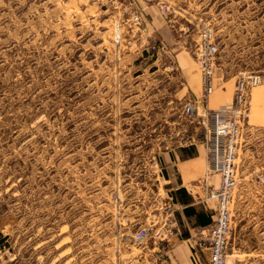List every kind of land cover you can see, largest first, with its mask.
<instances>
[{
	"label": "rangeland",
	"instance_id": "obj_1",
	"mask_svg": "<svg viewBox=\"0 0 264 264\" xmlns=\"http://www.w3.org/2000/svg\"><path fill=\"white\" fill-rule=\"evenodd\" d=\"M149 5L172 45L149 32ZM240 79L225 264H264V0H0V264H158L132 235L165 204L161 153L206 144L207 99L230 103Z\"/></svg>",
	"mask_w": 264,
	"mask_h": 264
},
{
	"label": "built area",
	"instance_id": "obj_2",
	"mask_svg": "<svg viewBox=\"0 0 264 264\" xmlns=\"http://www.w3.org/2000/svg\"><path fill=\"white\" fill-rule=\"evenodd\" d=\"M137 22L138 15L133 17ZM197 62L201 70L203 96L208 97L214 90V71L216 67L218 47L210 24H203L196 42ZM257 77H250L251 84ZM245 80L237 81L232 100L217 109H206L204 116L210 121V136L206 140L209 167L206 176L195 181L188 188L190 194L208 187L210 175L219 176L218 187L206 191V199L217 201V210L209 226L199 227L190 237L195 253L206 248L209 258L206 264H225L226 249L232 223L233 195L236 185L235 149L240 130V117L247 110V100L244 97ZM195 106L189 102L184 109L187 115L194 112ZM158 217L150 223L141 226L133 235L136 242L145 245L150 243L151 253L159 260L158 264H170L169 239L181 235V227L175 216V209L170 200L160 207Z\"/></svg>",
	"mask_w": 264,
	"mask_h": 264
},
{
	"label": "crops",
	"instance_id": "obj_3",
	"mask_svg": "<svg viewBox=\"0 0 264 264\" xmlns=\"http://www.w3.org/2000/svg\"><path fill=\"white\" fill-rule=\"evenodd\" d=\"M174 8V7H173ZM149 17L148 30L162 37L168 45L174 43L171 26L155 5L145 7ZM198 77L195 76V82ZM228 90H222L221 96L226 98ZM264 93V89L256 92L257 97ZM192 97H197L192 94ZM209 97L206 101L207 109H215L212 106H221L220 99ZM217 109V108H216ZM193 145V144H191ZM185 145L178 144L161 153L160 164L164 169V184L162 187L166 200H170L175 209V216L181 227V235H175L169 239L170 264H206L209 258V250L204 248L194 252L190 237L193 231L199 227L209 226L217 210L215 199H206V191L211 187H218L219 176L210 175L208 187L198 188L190 194L188 188L195 181L206 176L209 167L206 144Z\"/></svg>",
	"mask_w": 264,
	"mask_h": 264
}]
</instances>
